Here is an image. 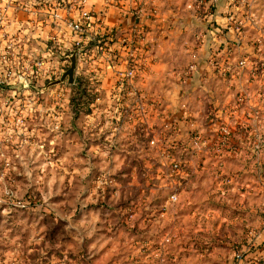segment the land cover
<instances>
[{
  "label": "rangeland",
  "instance_id": "obj_1",
  "mask_svg": "<svg viewBox=\"0 0 264 264\" xmlns=\"http://www.w3.org/2000/svg\"><path fill=\"white\" fill-rule=\"evenodd\" d=\"M158 1L161 22L166 24L167 34H163L161 41L164 52L152 63L153 71H158L160 75L152 81L151 112L157 113L158 109L155 105L157 101L153 98L161 100L160 104L164 107L171 106L177 114L180 112L176 109L180 108L182 102L186 106L191 105L195 117L187 119L179 114L183 116L178 118L182 138L189 134L186 125L192 119L203 125L208 122H239L241 114H244V120L249 119L250 96L238 90L231 97V102L223 95V100L219 97L216 103H212L208 89H204L208 86L199 79L195 80L194 75L196 70H203L208 73L221 72L224 76L231 68L237 73L240 70L237 68L239 60L236 64L234 61L231 68L227 67V63L222 69L208 68L207 64L195 68L196 63L183 48L188 44L189 35L191 39L193 34L191 24L196 23L187 9L188 0ZM70 2L68 0L66 4ZM261 17L264 19V14ZM67 32L69 37L65 48L60 49L57 43L55 46L48 42V48L55 52V61L68 59V62L65 63L66 68L63 65L45 68L48 74L44 76L51 74V79L45 77L46 80L41 78L40 82H36L38 87L44 85L55 91L50 96L43 94V98L41 94H35V122H26L24 118L23 122L18 119L0 122V246L4 254L7 253L5 263L11 262L13 255L9 251L15 245V240L24 238L34 243L42 236L48 243L50 258L56 264H89L90 258L96 262L97 254L92 253L95 245L100 251L98 264H237L239 260L235 252L245 255L244 264H255L252 255L258 249L263 252V258L258 263L264 264V223L259 222L260 217L252 221H256V224L249 223L250 217L244 216L247 212L237 209L238 203L256 206L258 201L264 202V158L258 163V172H255L239 167L235 162L238 160L228 156L225 170L232 181L228 184L229 193L221 198L216 196L219 192L213 193L211 186L216 183L215 178H211L203 168L204 163L200 158L191 165L190 169L197 171L192 174L190 188L185 182L184 188H172V180L166 176V169L169 175L173 171V161L159 157L148 158L149 169L145 176L139 174L140 168H137L136 179H133L129 174L136 166L135 160L110 159L102 152L100 155L93 153L96 150L94 143L103 136L98 133L106 112L100 108L106 104V100L100 87L101 80L91 75L95 71L99 74L109 72L99 56L104 50L83 55L82 73L76 84L67 80L52 84L61 78L59 74L62 69L70 67L71 56L74 53H77V57L81 55L74 44L73 34L69 30ZM34 33L39 45L43 33ZM261 39L264 41V37ZM41 46L37 49L36 57L47 60L50 55L46 53L47 48L44 53ZM103 49H106L105 43ZM258 66V72L264 75L261 63ZM60 85L66 90L60 89ZM245 85L251 88V83L246 82ZM237 86L236 82H228L227 87L236 90ZM221 87L220 90H223L226 85ZM260 89L264 93V84ZM64 92L67 93L66 108H63ZM226 99L230 107L221 108L218 112L214 106L222 104L223 107ZM214 133L216 135L217 131ZM172 143L169 138L164 142L165 145ZM122 162L123 172L129 174L117 175L119 185L114 186L106 172L113 163L119 166ZM141 167L144 168V165ZM121 185L123 187L117 191L116 186ZM247 190L249 192L244 193L245 196L240 192ZM173 191L182 193L180 201L184 204L189 201L198 205L208 203L210 208L201 207L196 216L179 220L173 217L170 209L160 219H145L144 202L150 207L154 206L151 210L154 213L161 209V202L164 204L170 199ZM130 200L142 202L136 208V214L135 208L120 212L122 202ZM204 210H209L213 216H203ZM128 213L135 214L132 221H121L120 218ZM240 214L244 219L240 218ZM256 214L262 215L259 208Z\"/></svg>",
  "mask_w": 264,
  "mask_h": 264
},
{
  "label": "crops",
  "instance_id": "obj_2",
  "mask_svg": "<svg viewBox=\"0 0 264 264\" xmlns=\"http://www.w3.org/2000/svg\"><path fill=\"white\" fill-rule=\"evenodd\" d=\"M48 1L50 2L52 0H26L33 12L20 13L14 22L15 25L23 27L26 34L24 44L20 47L19 52H17V56L20 59L24 54L33 55L37 58L36 55L39 45H42L41 49H43L44 53L47 48L46 53L50 57L45 60L42 70L45 68L48 69V67L53 65L57 67L61 65L66 66L65 63L68 62V59H64V57H62L64 59L62 61H55V52L48 48V42L57 43L60 49L65 48L66 44H68L67 39L69 37L67 30L72 34L69 23L79 17L78 10L74 12L65 10V7L68 6L67 4L57 11L59 17L54 16V10L49 11L41 5H37V3ZM67 2L68 0L65 3ZM192 3L193 0H188L187 9L191 16L196 19V23L191 24L190 29L193 34L191 35V39L189 35L187 38L188 44L183 45V48L196 63L195 68L205 67V64H207L206 67L208 68L213 66V69H222L226 63L227 67L231 68V64L234 61L235 64L238 63L240 58H249L255 64L264 61V49H258L255 41L250 42L256 37L258 39L264 37V19L261 17L264 14V0H248L243 6V14H249L250 17L242 31L228 26L225 19L226 0H221L217 4L214 17L206 14L204 6L196 4L190 7ZM140 6L145 7L146 11L139 13L137 7L139 8ZM87 7L94 11L95 20L92 21L91 26L88 28L87 34L91 40L84 45V51L81 52L80 57L79 55L77 57V68L73 85L77 83V79L82 73L80 71L81 65L84 64L83 55H89V53L95 50L103 51L104 49L99 48L97 42L105 40L106 37L113 42L111 44L113 49L112 54L104 50L99 55L104 63L103 65H105L109 72L104 74L103 71V74H99L95 71L91 75L93 78L101 80L100 87L103 90L102 94H104L106 100V104L100 108L103 109V112H106L104 122H100L101 126L98 133H101L103 136L99 138L98 142L94 143L96 150L93 153L99 154L102 152L106 158H120L124 161L135 160L136 162V166L132 168L130 174L123 172L125 171L122 168L124 162L119 166L118 163H113V166L106 172V174H109L108 176L112 180V183L114 182L112 185H119L117 183V175L122 173V176L129 174L133 179H136L134 175L137 174V168H140L139 174L141 173L145 176L149 169L147 160L151 157L182 162L183 168L181 171L171 170L172 172L167 175L169 171L166 169V176L172 180V188L177 187L174 189L178 190L179 188H184L182 187L184 186V182L187 183V188L191 187L192 174L196 173L197 170H191L190 168L200 158L202 163H204L203 168L209 173L211 178L212 176L215 178L216 183L212 184L211 189L213 193L219 192L216 194L219 198L228 192L230 189L228 184L232 181L226 176L228 173L225 170V166L228 164V156H234L238 160L235 162H237L239 167H246L258 172V163L261 158H264V93L260 89L261 85L264 84L263 74L258 72L256 76H251L249 74V68L240 67L239 64L237 68L240 70L237 73L231 68L232 71H227L224 76L220 74V71V73H208L203 70H196L194 74L195 80L199 79L198 81H202L208 86V88L205 87L204 89H208L212 103H216L219 97V99L223 100V95L229 98L231 102L232 96L236 95L238 90L242 91V94L247 97L250 96L249 106L251 107H246L250 109L249 117H247L249 119L245 118L244 120V114H241V116L239 115V122H208L205 125L196 119H192L189 122L187 121L186 125L189 129V134H187L186 138H182L180 136L181 127H179L178 118L183 117L182 115L186 116L187 119L191 116L195 117L196 113L190 109L191 105L186 106V103L182 102L179 106L180 108L176 109L182 114L179 116L180 113L177 114L171 106L164 107L160 104L161 100L155 98L153 99L157 101L155 105L158 109L157 113H152V109L150 108L152 106L149 103V101H152V97H150L152 94L151 87L153 88L152 81L160 75L158 71H153L154 59L160 57L164 52L161 41L164 38L163 34H167L166 24L161 22L162 14L159 1L141 0V4H138L136 0H89ZM134 28L141 29L143 37L137 41L135 50L133 51L129 47V42L132 41L130 35ZM35 31L43 33V42L40 41L39 45L36 44ZM53 35L60 36L57 42L52 40ZM124 39L128 42H125ZM143 50L145 51L146 68L140 70L134 79L120 81L118 78L120 69L125 68L127 60H139ZM47 54L44 55L47 57ZM234 54L235 57H233ZM16 64L20 68L22 60L21 62H16ZM62 70L63 74L66 69ZM45 77L42 73L39 76L29 77L27 81L28 87H24L21 81L17 80L11 82L9 85L4 84L0 86V122H13L14 119L19 118H24L26 122H35V94H41L43 98L45 97L43 94L50 96L55 91L54 88L47 89L44 85L40 87L36 85V82H40V79H45ZM228 82H236L238 85L236 90L227 87ZM246 82L251 83L250 89L245 85ZM254 83L256 84L252 87ZM222 85L224 92L220 90V88L222 89ZM61 86H59L60 89L66 90V88H62ZM7 93L14 95L9 105H5L4 103ZM63 95L65 96L63 108H66L67 93L64 92ZM225 101L226 103L223 101V107L221 106L222 104H218L217 107L214 106L218 112L221 111V108L230 107V102L227 99ZM92 110L96 111L94 109ZM241 111L243 112L244 110L241 109ZM222 126L223 129H229L231 133L229 139L223 141V144L215 141L217 140L218 130ZM214 131H217L216 135ZM207 133L208 135H205ZM196 134H200L202 138H205L208 144L202 142L197 143L194 138ZM166 138L171 139L173 143L165 145ZM151 141H155V143L152 144ZM141 165H144V168ZM98 179L97 182L100 183ZM116 187H118L117 191H119L123 186ZM132 187L135 186L133 185ZM240 192L245 196L249 190ZM181 194L178 193L179 198L177 202H172L170 199L164 204L161 202L159 206L161 209L154 213H151L152 207L154 206L150 207L146 205L145 201L143 206L145 210L142 209L146 213L145 219H155L156 217L160 219L159 217H164L165 211L170 209L173 217L176 216V219L179 220L183 217L196 216L201 207L210 208V204L208 203L198 205L194 201H189L184 204L180 201ZM122 203L124 204L120 205V212L122 211L124 213L130 208H135V214L137 211L136 208L138 209L139 204H142V202H134L131 200L123 201ZM169 203H172V205ZM254 207L259 208L262 217L256 214L257 208ZM211 209L209 210L211 211ZM237 209H242L244 212H247L244 216L247 218L250 217L248 220L249 223L256 224V221H252L259 217L261 218L259 222L264 223V202L258 201L256 206H250V204H244V202L243 205L238 203ZM209 210H204L203 212H206L203 216H213ZM157 213L160 216H156L158 215ZM135 214L130 213L129 215H124L120 220L130 222L135 217ZM240 215V218L244 219L242 218L243 214ZM15 238L17 237H13V239ZM36 240L38 242L35 241L34 243L32 241L27 242L24 238L21 241L15 240V245L9 251L13 255L11 256V262L9 264H38V261L45 257L51 259L48 243L44 241L42 236ZM96 246L93 247L92 253L97 254V262L100 251ZM5 254L3 247L0 246V264H7L5 263ZM252 257L254 259L253 263L260 264L258 261L260 262L263 258L262 250L258 249ZM91 260L93 259L90 258L89 264H98V262L96 263L94 260L91 262ZM243 262L244 260H239L237 264H244Z\"/></svg>",
  "mask_w": 264,
  "mask_h": 264
},
{
  "label": "built area",
  "instance_id": "obj_3",
  "mask_svg": "<svg viewBox=\"0 0 264 264\" xmlns=\"http://www.w3.org/2000/svg\"><path fill=\"white\" fill-rule=\"evenodd\" d=\"M210 1V2H209ZM193 0V3L190 7L199 4L200 6H204L206 9V14L208 16L214 17L215 9L217 8V4L221 0ZM248 0H226V11H225V19L230 27H234L238 31H242L248 20L249 14H243V6L246 4ZM66 0H52L48 2H40L37 5L43 6L45 9L49 11L54 10V16L59 17L58 10L66 6ZM89 0H71L70 4L65 7V10L70 12L79 11V17L77 19H73L69 23L70 30L74 36V44L76 45L78 52L84 51V45L88 43L91 39L88 33V28L91 26L92 21L95 20V13L93 10L89 9L88 6ZM138 4H141V0H136ZM139 13H143L146 11L145 7H137ZM136 10V11H137ZM242 10V11H241ZM33 12L31 6L27 4L26 0H0V86L4 84H10L14 81H21L24 87H28V78L32 76H39L41 73L43 75L48 74V70L43 69V65L45 64L44 59L35 58L33 55H25L20 59L17 56V52L21 46H23L26 34L24 32L23 27H19L14 24L15 19L18 17L20 13H29ZM242 12V14H241ZM247 13V12H246ZM143 37L142 30L139 28H134L131 31V42L129 47L135 50V46L137 41H139ZM60 36L53 35L52 40L58 41ZM108 40V41H106ZM106 40H101L97 42L98 47L103 49V44L106 45V51L110 54L113 53V49L111 44L113 43L108 37ZM104 41V42H103ZM125 42H128L124 39ZM255 45L258 49H264V41L262 39H257L255 41ZM145 51L140 56L138 60H127L125 63V68H121L118 72V78L120 81L123 80H132L134 79L140 70H144L147 66L145 62ZM134 56V55H131ZM142 57V58H141ZM20 60V61H19ZM22 65L18 68L16 62H21ZM259 64H255L249 58H240L239 66L240 67H248L251 76H256L259 70ZM262 70H264V61L261 62ZM60 72V76L62 74ZM51 79V74L46 76ZM58 77V76H57ZM16 83V82H15ZM6 99L4 101L5 105H9L11 103V99L14 95L11 93L6 94ZM242 99V97H241ZM239 98V100H241ZM20 122H23V118H19ZM229 129H221L218 130V134L215 141L222 143L229 139L230 136ZM200 134L195 135V141L197 143L202 142L204 144H208V141L205 138L200 137ZM152 144L155 141H151ZM173 171H181L183 168L182 162L178 160L173 161ZM179 195L177 191H173L170 195V201L177 202ZM253 233V232H251ZM235 256L238 260H243L245 255L241 252H235ZM55 262L48 259V257L41 259L38 264H54Z\"/></svg>",
  "mask_w": 264,
  "mask_h": 264
},
{
  "label": "water",
  "instance_id": "obj_4",
  "mask_svg": "<svg viewBox=\"0 0 264 264\" xmlns=\"http://www.w3.org/2000/svg\"><path fill=\"white\" fill-rule=\"evenodd\" d=\"M76 68H77V53H74L71 56L70 67L62 74L60 79L54 81L52 84L57 85V84L64 82L65 80H67L71 84L74 83V76H75Z\"/></svg>",
  "mask_w": 264,
  "mask_h": 264
}]
</instances>
